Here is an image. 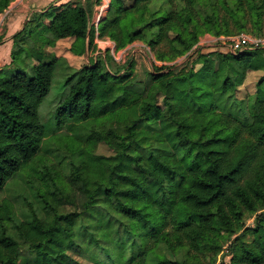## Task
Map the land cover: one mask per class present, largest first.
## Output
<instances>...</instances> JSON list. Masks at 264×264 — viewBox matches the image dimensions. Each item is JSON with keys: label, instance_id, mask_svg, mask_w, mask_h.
Returning a JSON list of instances; mask_svg holds the SVG:
<instances>
[{"label": "trees", "instance_id": "16d2710c", "mask_svg": "<svg viewBox=\"0 0 264 264\" xmlns=\"http://www.w3.org/2000/svg\"><path fill=\"white\" fill-rule=\"evenodd\" d=\"M13 1L0 0V16ZM109 1L97 34L89 8L66 4L49 8L42 32L26 26L12 40L14 72L0 70V189L22 172L35 205L23 198L19 221L0 201V264H190L233 235L229 264H264V77L248 102L235 97L246 72L264 71V47L199 53L186 71L154 66L144 95L121 73L127 62L96 57L66 77L50 129L39 108L56 68H72L53 57L28 74L15 42L71 40L74 57L96 51V38L116 51L139 42L170 63L205 35L264 37V0ZM99 144L112 155L96 154Z\"/></svg>", "mask_w": 264, "mask_h": 264}, {"label": "rangeland", "instance_id": "374dc122", "mask_svg": "<svg viewBox=\"0 0 264 264\" xmlns=\"http://www.w3.org/2000/svg\"><path fill=\"white\" fill-rule=\"evenodd\" d=\"M73 2V3H72ZM95 0H67L66 3L62 4H72V6H83L85 8H89L90 15L93 12L94 6L96 5ZM11 6V4H10ZM9 6V7H10ZM61 6V5H60ZM9 7L6 11L9 10ZM12 7V6H11ZM8 15V14H7ZM33 15V14H32ZM30 16L27 20L24 19L23 25L21 30H23L26 26L27 28L31 26L35 28L37 32H42L43 25L47 24L50 19L51 12L49 9L40 12V15H45V17L38 19L37 22L33 23V16ZM9 16V15H8ZM7 16V17H8ZM3 17V18H2ZM7 17L0 16V31L3 27L7 25ZM41 24V25H40ZM20 30V31H21ZM19 31L10 33V40L12 41L14 36ZM46 34H41L42 38ZM3 36V35H0ZM236 36V35H235ZM253 37V36H252ZM3 37L1 38V40ZM17 47L20 46L30 55L29 59L25 60V71L29 74L30 73V66L37 64L39 61L47 62V60L52 59L53 57H61L64 56L65 53L68 51V47L65 44H57L53 48L44 47L45 44L41 45L40 42L35 41V38L29 39L24 38L23 41L17 42ZM241 42H237L236 40L233 41H225L224 44L220 43V41L214 42L209 35L203 36L197 46L191 50L187 56L178 59L177 61L170 62V63H160L154 62L152 63V57L154 58L153 54L150 52H146L140 48L137 50L134 47H127L128 51L127 55H123V62L117 64L119 66L125 64L121 73L129 75V83L134 88V90L139 94H145L147 89L150 86V78L149 74L153 71V67H160L162 65H169L175 66L173 69L175 72H179L180 70H189L191 64L197 60L198 54H212V53H219V54H232L237 55L243 51H240V47H244L240 45ZM13 52H17L14 43L12 42ZM103 48L107 47L102 45ZM125 49V50H126ZM256 49V48H254ZM252 49V50H254ZM124 51V50H122ZM19 53V52H18ZM16 53V54H18ZM121 54V53H120ZM20 55V54H19ZM23 56V55H21ZM100 56L99 53L95 51H88L82 57H74L71 56L72 59L69 62L72 70L68 73L64 70V66H58L54 73V79L51 84L50 92L47 97L43 100L40 108H39V119L42 124H44L47 128L53 129V116L55 114V109L61 99L66 95L68 87L64 86L66 77L73 74L75 71L80 70L84 65L88 64V62L95 60V57ZM22 58V57H21ZM132 66L131 70L128 69L129 64ZM200 67L199 63H196L194 66L195 70H198ZM108 68L111 71H116V67L109 62ZM5 73H13V69H3ZM264 77V71H248L245 73L244 79L241 85L237 86L235 89V97L240 101L248 102V99L256 94L258 82L259 80ZM161 104V99L159 100ZM96 154L103 155V156H110L112 155V151L105 145L99 144L96 148ZM23 173L20 172L12 179L8 180L5 186L0 189V201L3 198H7L11 200L14 204L16 218L19 221H23L27 219V209L23 205V198H26L32 205H35V200L32 197L31 190L27 188L23 183ZM255 215L247 216L244 219V226L245 228H253L255 226ZM236 236H230L225 242L221 244L219 248L215 247H206L199 254H189V261L190 264H229L231 255H230V245L233 239ZM78 262L81 264H90L85 260H81L80 258L73 256ZM170 260H174L172 257H169Z\"/></svg>", "mask_w": 264, "mask_h": 264}, {"label": "crops", "instance_id": "0c3cea01", "mask_svg": "<svg viewBox=\"0 0 264 264\" xmlns=\"http://www.w3.org/2000/svg\"><path fill=\"white\" fill-rule=\"evenodd\" d=\"M66 1L67 0H14L11 3L12 7L10 6L7 11L9 16L7 14L4 16V18L8 16L7 25L0 31V35H3V39L0 40V70L6 69L12 62L13 46L9 38L10 33L20 31L24 19L27 20L32 14L43 12L52 6L58 7L66 3ZM71 42V40H65L57 44H65L69 49ZM62 58L70 65L68 61H70L72 57L68 51Z\"/></svg>", "mask_w": 264, "mask_h": 264}, {"label": "built area", "instance_id": "2783aa9c", "mask_svg": "<svg viewBox=\"0 0 264 264\" xmlns=\"http://www.w3.org/2000/svg\"><path fill=\"white\" fill-rule=\"evenodd\" d=\"M109 2H110L109 0H99L98 3H96V5L94 6L93 12L89 16V23H88L89 28L93 27L95 34H97V27H98L100 20L106 14V11H107L108 6H109ZM7 13L8 12L5 11L2 14V16H5ZM0 21H1V19H0ZM210 38L214 42L220 41V43H223V44L225 41H233V40H236L237 42H241L240 45L244 46V47L243 48L240 47V51L252 50V49L258 48V47H264V37L255 38V37H252L251 35H248V34H240V35L230 36V37L220 36L219 38H214V37L210 36ZM95 45H96V51L95 52L99 53V55H100L98 57L104 58L105 55L108 54L116 64H120L121 62H123L122 61L123 55H127L128 51H130L126 48H125L126 50L124 49V51H122V50L116 51L114 44L111 41H109L108 39L100 40V39L96 38L95 39ZM102 45H105L107 47L103 48ZM130 46L136 48L137 50H140V48H141L144 51L150 53L149 48H147L146 46H144L143 44H141L139 42L133 43ZM154 62H156V61L152 57V63L155 64Z\"/></svg>", "mask_w": 264, "mask_h": 264}]
</instances>
